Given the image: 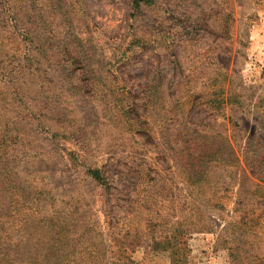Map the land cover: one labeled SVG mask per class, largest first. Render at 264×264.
Returning a JSON list of instances; mask_svg holds the SVG:
<instances>
[{"label":"rangeland","instance_id":"obj_1","mask_svg":"<svg viewBox=\"0 0 264 264\" xmlns=\"http://www.w3.org/2000/svg\"><path fill=\"white\" fill-rule=\"evenodd\" d=\"M0 144L30 187L4 221L264 264V0H0Z\"/></svg>","mask_w":264,"mask_h":264},{"label":"trees","instance_id":"obj_2","mask_svg":"<svg viewBox=\"0 0 264 264\" xmlns=\"http://www.w3.org/2000/svg\"><path fill=\"white\" fill-rule=\"evenodd\" d=\"M132 1L136 6L142 3L152 4V0ZM2 145L0 144V264H119V261H112L103 255L101 240L98 242L96 237L85 238L89 229H84L81 234L74 223H19L17 226V223L4 221L3 214L10 215L12 207L21 204L11 196L17 193L26 195L30 187L22 184L13 174V169L3 160L2 153L5 149L1 148ZM87 174L97 183L104 182L99 171L88 170ZM35 195L40 197V193ZM134 263L130 261V264Z\"/></svg>","mask_w":264,"mask_h":264}]
</instances>
